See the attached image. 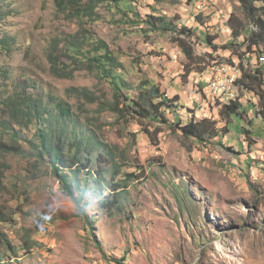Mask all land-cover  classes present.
<instances>
[{
  "label": "rangeland",
  "instance_id": "374dc122",
  "mask_svg": "<svg viewBox=\"0 0 264 264\" xmlns=\"http://www.w3.org/2000/svg\"><path fill=\"white\" fill-rule=\"evenodd\" d=\"M136 3L143 17L155 8V14L197 30L198 38L209 32L220 43L232 39L228 20L233 11L240 12L238 0ZM1 5L0 37L8 33L15 37L14 48L21 47L0 52V66L11 67L13 79L37 81L70 101L81 123L113 147L122 171L118 180L127 173L135 177H127L128 187L113 210L100 204L102 197L113 196L112 189L90 178L88 222L47 163L30 153L0 150V264H264V115L257 113L264 107L257 96L241 91L245 113L233 119V137L204 143L154 121H126L101 104L114 101L113 87L70 57L67 44L73 36L103 39L133 86L150 79L170 97L179 95L177 111H167L172 121L187 122L195 113L197 119L227 124L219 113L221 101L214 103L207 90L209 73H186L190 60L173 33L151 30L107 4L98 7V19L84 21L64 12L57 0H4ZM197 37L196 54L212 53L207 68L214 59L239 65L237 54L215 53ZM244 60L252 69L258 65L255 54ZM57 65L74 70V77H59ZM74 88H86L97 99L75 95ZM4 116L0 109V124ZM187 184L190 198L181 201Z\"/></svg>",
  "mask_w": 264,
  "mask_h": 264
},
{
  "label": "trees",
  "instance_id": "16d2710c",
  "mask_svg": "<svg viewBox=\"0 0 264 264\" xmlns=\"http://www.w3.org/2000/svg\"><path fill=\"white\" fill-rule=\"evenodd\" d=\"M0 0V13L2 3ZM240 12L233 11L229 17V29L232 39L225 43L216 42L218 36L205 32L197 37V30L185 25L178 26L167 16L146 14L139 12L138 0H57L59 7L66 13L75 16L81 21L85 18L98 19L97 9L102 4L116 9L131 21L143 22L151 30L170 32L176 37L182 52L190 60L186 73L190 75L194 70H207L206 57L196 54L195 42L204 40L206 45L217 53L220 50H231L237 54L240 62L229 64L241 71L234 81V88L238 99L218 104L221 117L226 120L224 127L219 121L212 118L197 119L195 113L187 122L182 119L172 121L167 111L174 113L177 110L179 95L170 97L162 90L161 85L150 79L142 80L138 86L128 81L124 71V64L112 51L109 45L93 35L73 36L68 41L67 50L75 63L87 65L90 70L97 72L114 89V101L103 100L102 105L111 109L120 118L128 121L138 120L139 123L154 121L167 125L173 131H179L186 138H193L200 142H209L215 138L232 135L231 124L233 119H242L245 113L241 102V91H248L257 96L264 107V0H238ZM10 34L0 37V52L11 54L16 49L15 42ZM255 54L258 65L252 69L244 60L245 55ZM217 61V59H214ZM220 61V60H218ZM189 65V64H188ZM202 66V67H198ZM80 67V66H78ZM56 74L61 78L74 77V70L56 66ZM11 67L0 66V109L5 116L0 124V150L4 153L33 154L40 162L47 163L52 173L57 177L62 190L75 202L78 215L91 222L87 214V192L89 179L97 181L102 187L112 189L113 196H104L100 200L102 207L113 210L117 207V199L121 190L127 186V177H135L133 173H122L121 166L116 160L113 147L95 130L81 123L80 114L73 109L70 101L47 92L37 81L27 79H13ZM135 89V93L131 90ZM73 94L86 96L90 100L97 97L85 89H73ZM264 115V108L257 112ZM26 132V135H22ZM31 132V133H30ZM146 132L150 130L146 128ZM152 133V132H151ZM96 161V162H95ZM97 163V168L91 165ZM95 173V174H94ZM188 194L181 201L189 197L190 187L187 184ZM103 195V193H102ZM186 204L183 202L182 206ZM194 208L197 204L191 200ZM3 234L0 232V245L3 244Z\"/></svg>",
  "mask_w": 264,
  "mask_h": 264
},
{
  "label": "bare ground",
  "instance_id": "6f19581e",
  "mask_svg": "<svg viewBox=\"0 0 264 264\" xmlns=\"http://www.w3.org/2000/svg\"><path fill=\"white\" fill-rule=\"evenodd\" d=\"M210 69L212 71V77L209 82V92L212 98L214 100L216 99L214 103L221 101L223 104L227 101L237 100L238 93L234 88V81L238 75L231 71V67L227 63L221 61H214L210 65ZM217 84L218 86H226V89L217 90Z\"/></svg>",
  "mask_w": 264,
  "mask_h": 264
},
{
  "label": "crops",
  "instance_id": "0c3cea01",
  "mask_svg": "<svg viewBox=\"0 0 264 264\" xmlns=\"http://www.w3.org/2000/svg\"><path fill=\"white\" fill-rule=\"evenodd\" d=\"M230 66V65H229ZM231 67V66H230ZM231 71L233 72V73H236L238 76H239V74L241 73V71H240V69H238V68H233V67H231ZM207 72L209 73V81H210V79H211V77H212V72H211V70L209 69V67L207 68ZM238 76H237V78H238ZM209 81H208V85H207V87H208V89L207 90H209ZM211 99H213V98H211ZM181 101V100H180Z\"/></svg>",
  "mask_w": 264,
  "mask_h": 264
},
{
  "label": "built area",
  "instance_id": "2783aa9c",
  "mask_svg": "<svg viewBox=\"0 0 264 264\" xmlns=\"http://www.w3.org/2000/svg\"><path fill=\"white\" fill-rule=\"evenodd\" d=\"M263 59L264 58H262V61H263ZM221 78H224V77H221ZM216 88H217V90L218 89H226V86H218V84H217ZM229 99H231V98H229Z\"/></svg>",
  "mask_w": 264,
  "mask_h": 264
}]
</instances>
